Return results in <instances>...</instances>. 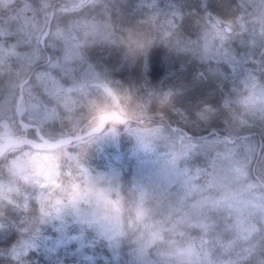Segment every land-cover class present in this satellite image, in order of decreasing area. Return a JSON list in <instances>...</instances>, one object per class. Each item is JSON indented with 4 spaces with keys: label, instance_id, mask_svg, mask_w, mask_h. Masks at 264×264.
Here are the masks:
<instances>
[{
    "label": "clouds",
    "instance_id": "9594fccd",
    "mask_svg": "<svg viewBox=\"0 0 264 264\" xmlns=\"http://www.w3.org/2000/svg\"><path fill=\"white\" fill-rule=\"evenodd\" d=\"M0 264H264V0H0Z\"/></svg>",
    "mask_w": 264,
    "mask_h": 264
},
{
    "label": "trees",
    "instance_id": "16d2710c",
    "mask_svg": "<svg viewBox=\"0 0 264 264\" xmlns=\"http://www.w3.org/2000/svg\"><path fill=\"white\" fill-rule=\"evenodd\" d=\"M159 56H160V54L157 53L156 57L154 58V67H153V70H152V73H151L154 78L158 77L157 73H154V71L156 70L155 67H157V69L159 68V70L162 71V75L164 74V71H165L163 66L159 62ZM162 75L160 74V76H162Z\"/></svg>",
    "mask_w": 264,
    "mask_h": 264
},
{
    "label": "rangeland",
    "instance_id": "374dc122",
    "mask_svg": "<svg viewBox=\"0 0 264 264\" xmlns=\"http://www.w3.org/2000/svg\"><path fill=\"white\" fill-rule=\"evenodd\" d=\"M156 70L154 71V73H157L158 77H160V74L162 75V71L159 70V68L157 69V67H155Z\"/></svg>",
    "mask_w": 264,
    "mask_h": 264
}]
</instances>
